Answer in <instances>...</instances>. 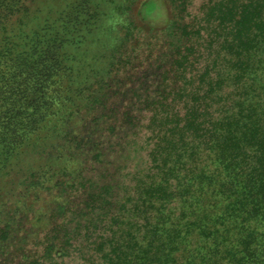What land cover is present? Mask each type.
I'll list each match as a JSON object with an SVG mask.
<instances>
[{
	"label": "trees",
	"instance_id": "1",
	"mask_svg": "<svg viewBox=\"0 0 264 264\" xmlns=\"http://www.w3.org/2000/svg\"><path fill=\"white\" fill-rule=\"evenodd\" d=\"M3 16L0 6V31ZM211 18L206 40L225 30L213 44L232 49L230 69L187 71L205 38L175 53L180 83L145 104L146 134L130 131L117 144L122 159V148L146 142L144 165L126 166L84 202L91 264H264V0H218L205 11ZM37 42L19 59L0 42V173L54 105L76 110L86 91L64 87L55 47Z\"/></svg>",
	"mask_w": 264,
	"mask_h": 264
},
{
	"label": "rangeland",
	"instance_id": "2",
	"mask_svg": "<svg viewBox=\"0 0 264 264\" xmlns=\"http://www.w3.org/2000/svg\"><path fill=\"white\" fill-rule=\"evenodd\" d=\"M216 1L3 0L0 42L9 55L19 59L36 39L37 47L50 42L67 68L58 72L61 84L86 91L76 110L54 105L0 173V264H91L84 202L94 186L117 183L126 166L144 165L146 142L122 148V159L117 144L130 131L146 134L145 104L180 83L171 74L175 53L205 38L187 71L230 69L232 49L214 45L225 30L211 45L206 40L214 21L205 11ZM57 129H69L67 141Z\"/></svg>",
	"mask_w": 264,
	"mask_h": 264
}]
</instances>
